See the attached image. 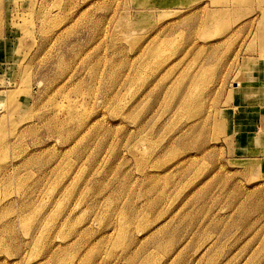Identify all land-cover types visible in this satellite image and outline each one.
Wrapping results in <instances>:
<instances>
[{
  "label": "rangeland",
  "instance_id": "rangeland-1",
  "mask_svg": "<svg viewBox=\"0 0 264 264\" xmlns=\"http://www.w3.org/2000/svg\"><path fill=\"white\" fill-rule=\"evenodd\" d=\"M236 98L264 0H0V264H264Z\"/></svg>",
  "mask_w": 264,
  "mask_h": 264
},
{
  "label": "crops",
  "instance_id": "crops-1",
  "mask_svg": "<svg viewBox=\"0 0 264 264\" xmlns=\"http://www.w3.org/2000/svg\"><path fill=\"white\" fill-rule=\"evenodd\" d=\"M236 101L238 103L237 98ZM238 105L244 109L249 106V111L254 114V119L242 121L232 127L234 137L231 140L235 148L234 152L240 156L245 155L253 158L264 156L262 155L264 152V104L241 105L238 103ZM246 139H250L249 142H246ZM241 150L246 151L240 152Z\"/></svg>",
  "mask_w": 264,
  "mask_h": 264
}]
</instances>
